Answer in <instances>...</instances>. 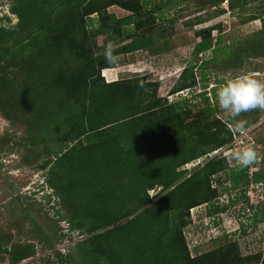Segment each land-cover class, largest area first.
<instances>
[{
  "label": "trees",
  "instance_id": "trees-1",
  "mask_svg": "<svg viewBox=\"0 0 264 264\" xmlns=\"http://www.w3.org/2000/svg\"><path fill=\"white\" fill-rule=\"evenodd\" d=\"M5 1L16 21L0 25V111L10 120L19 115L26 123V138L16 144L29 146L27 163L42 151L44 160L35 168H47L43 181L49 191L44 195L58 199L56 214L62 210L69 229L79 232L67 254L56 253V263L264 264V254L260 259L259 254L241 256L234 240L191 254L183 234L190 209L200 204L208 205V216H216L240 199L252 209L246 218L251 225L264 222L261 200L248 203L246 190L248 185H264V159L243 169L235 165L224 170V157H212L192 171L179 169L230 140L231 123L217 116L219 109L210 98L224 81L220 71L264 54V26L229 44L223 42L219 25L196 30L199 40L191 48V58L167 95L161 96L157 83L145 75L105 82L100 70L115 64L105 60V46L116 45L114 57L153 46L167 50L166 30L179 15L190 12L189 5L196 11L215 5L210 19L224 12V0ZM225 1L231 11L241 10L246 1L258 2L238 21L259 18L264 25V0ZM110 6L128 13L116 17ZM200 19L193 15L183 23L191 27ZM100 35L105 42L97 45ZM206 51L209 54L202 57ZM209 81L214 85L207 87ZM183 90L190 91L188 98H168ZM222 171L229 190L240 187L234 195L228 193L227 204H219L220 192L212 186L213 181L219 183L214 175ZM154 187L161 192L148 196ZM253 191L255 198L260 196ZM244 230L241 225L242 234ZM37 232L50 241L51 236ZM2 240L0 236V252L11 263L34 253L30 242L7 247Z\"/></svg>",
  "mask_w": 264,
  "mask_h": 264
},
{
  "label": "rangeland",
  "instance_id": "rangeland-1",
  "mask_svg": "<svg viewBox=\"0 0 264 264\" xmlns=\"http://www.w3.org/2000/svg\"><path fill=\"white\" fill-rule=\"evenodd\" d=\"M257 3L256 1H246L241 10L231 11L227 8V3L224 0L220 4V8H223L224 12L210 17V19L207 18L210 12L215 10L213 9L216 8L215 5L211 4L210 7L200 9V11L194 10V7L189 5L190 12L179 15L170 31L168 28L166 30L170 33L165 34V37L169 40L167 50L158 51L153 46L149 50H138L116 56L114 67L101 69L100 76L106 82L118 78L145 75L149 80L157 83V94L165 96L182 68L191 58V48L199 40L195 33L196 30L214 24L219 25L223 42L229 44L232 40L263 28L264 25L259 18L244 23L238 21L240 17L251 14L253 7ZM108 10L116 17H121L128 13L117 6H110ZM169 11L172 12V9H169ZM193 15L199 16L201 18L200 22L191 27L185 26L183 22L192 18ZM4 16H7L8 19H5ZM15 21V15L8 12L7 1L0 0V25L8 27L13 25ZM215 35L216 30H212L211 37L214 38ZM161 40L163 39L160 38L159 42ZM104 42L105 39L102 35L96 37L97 45H102ZM111 45L112 47L116 46L115 44ZM208 54L209 52L206 51L201 56L206 57ZM216 67L219 66L216 65ZM240 73H250L258 80L264 81V54L248 57L237 68H226L220 71L219 75L222 80H225ZM194 75L198 78L196 70ZM212 85H214L213 81H209L207 87ZM197 88L198 86L193 88V90L197 92ZM189 92H186V90L179 91L168 98L170 100L175 98V100H181L180 98H188ZM174 96L175 98H173ZM191 101L196 102V99H191ZM210 101L215 104V98H210ZM216 114L217 116L222 115L220 110ZM19 118V115L15 117L12 115V120H10L0 111V236H3L2 246L7 244V247H9L14 242H30L33 244L34 253L17 263H11L9 256L4 252H0V264H57L56 253L67 254L66 252L69 251V248L78 240L79 232L69 229L62 210L58 215L56 214L55 208L60 209L58 199L54 198V196L47 198L44 195V192L49 191V189L45 188L43 181L47 168L40 171L35 168L44 160L42 151H39V155L34 157V159L31 157L32 160L27 163L24 154L29 146L24 148L16 144L20 140H25L27 134V125ZM239 118L242 121L245 120L242 131H236L232 123L228 124L231 136L227 143L208 153L207 158L202 156L195 161L181 165L179 169L185 168L187 171H192L209 158L223 156L226 161L224 170H226L236 165L231 159L230 153L243 145L253 147L256 152V161L264 159V110L253 109L251 115L242 117L241 113ZM31 148L32 146H30ZM252 170L253 168L249 167L248 172ZM213 178H218L219 181V183L214 181L212 183V186H216L220 192L219 204H227L228 193L232 196L240 190V187L229 190L230 182L223 171L214 175ZM42 181L43 185L41 184ZM40 186L46 191H40ZM159 188L150 189L148 195L153 194L150 197L155 194L158 195ZM253 188H255L257 193L261 192L262 196L264 195V185L262 183L261 185H248L246 187V190L249 189L250 193V195L247 194L248 203L250 201L255 203L257 200H261V207L264 209V198H262L261 194L255 198L256 192L253 191ZM245 204L238 199L237 203L227 206L224 211L216 216H208L206 213L208 205L205 204L191 208L190 223L186 224L183 229L191 254L210 250L224 241L234 240L241 256L259 254L260 259L264 254V222H256L255 225H251V221L246 218L252 214V209ZM59 215L62 217L59 218ZM211 217H215V223L211 221ZM31 220L37 224L38 230H41L44 235H48V238L51 236V229H56L49 242L41 238V233L38 234L37 229H34L35 227ZM48 225H50L49 228L47 227ZM241 225L245 228L243 234L241 233ZM50 243L53 245L50 246ZM252 264H260V262H252Z\"/></svg>",
  "mask_w": 264,
  "mask_h": 264
},
{
  "label": "clouds",
  "instance_id": "clouds-1",
  "mask_svg": "<svg viewBox=\"0 0 264 264\" xmlns=\"http://www.w3.org/2000/svg\"><path fill=\"white\" fill-rule=\"evenodd\" d=\"M103 56L108 62L115 59L110 43L105 46ZM215 104L224 119L232 123L237 131H242L244 121L236 120L241 113L253 109L264 110V81L258 80L250 73H240L228 77L216 87ZM230 156L240 169L253 164L256 160V152L250 145L236 148L230 153Z\"/></svg>",
  "mask_w": 264,
  "mask_h": 264
},
{
  "label": "built area",
  "instance_id": "built-area-1",
  "mask_svg": "<svg viewBox=\"0 0 264 264\" xmlns=\"http://www.w3.org/2000/svg\"><path fill=\"white\" fill-rule=\"evenodd\" d=\"M249 190V189H248ZM248 194L250 195L249 191H248Z\"/></svg>",
  "mask_w": 264,
  "mask_h": 264
}]
</instances>
